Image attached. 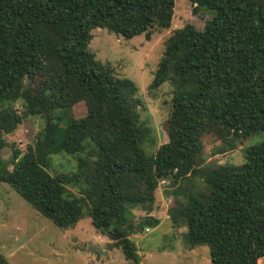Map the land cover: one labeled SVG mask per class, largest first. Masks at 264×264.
Listing matches in <instances>:
<instances>
[{
  "label": "trees",
  "instance_id": "trees-1",
  "mask_svg": "<svg viewBox=\"0 0 264 264\" xmlns=\"http://www.w3.org/2000/svg\"><path fill=\"white\" fill-rule=\"evenodd\" d=\"M174 1L0 0V152L24 117L44 119L24 153L11 150L10 171L0 155V183L59 229L90 219L128 264H140L130 237L159 220L133 224L130 210L152 204L159 181L168 180L170 216L186 229L188 249L207 247L211 264H261L264 140L245 145L264 133V0H191L193 13L206 8L212 18L165 40L149 89L172 86L168 142L150 156L136 85L88 49L96 28L149 41L154 29L171 27ZM37 80L51 84L34 96L29 84ZM206 135L220 142L216 153L242 147L243 162L205 164ZM56 154L76 157L75 170L50 175ZM0 264H7L1 253Z\"/></svg>",
  "mask_w": 264,
  "mask_h": 264
},
{
  "label": "rangeland",
  "instance_id": "rangeland-1",
  "mask_svg": "<svg viewBox=\"0 0 264 264\" xmlns=\"http://www.w3.org/2000/svg\"><path fill=\"white\" fill-rule=\"evenodd\" d=\"M192 9L191 0H175L171 27L163 31L154 29L149 41L143 35L124 39L101 28L91 31L88 49L95 59L110 65L117 77L129 79L137 87V97L141 101L137 110L139 119L150 129V136L141 145L148 156L168 142L167 119L172 103V86L167 82L156 90L149 89L165 40L175 29L186 24L201 30L212 18V11L206 8H200L196 13ZM50 84L49 81L37 80L29 87L37 96ZM15 108L23 114L20 103ZM83 110L84 105L76 106V115H82ZM43 127V117L26 116L13 133L5 136L9 145L1 150L0 155L6 171L11 170V150L18 149L24 153ZM262 140L264 133L254 135L245 146ZM202 142L205 164L240 165L243 162L242 147L221 154L216 153L221 144L213 135L204 136ZM51 160L49 173L52 176L75 170L74 156L56 154ZM191 181L194 182L192 189L199 190L195 188L201 182L198 179ZM184 187H190V184ZM67 188L70 193L79 195L77 188ZM174 203L169 181L161 180L152 204L131 208L133 224L149 216L159 220L157 227L130 237L137 247L140 264H211L208 248L188 249L183 241L186 229L173 225L170 211ZM0 253L7 264H128L121 251L93 227L90 219H81L73 228L59 229L7 183H0Z\"/></svg>",
  "mask_w": 264,
  "mask_h": 264
}]
</instances>
